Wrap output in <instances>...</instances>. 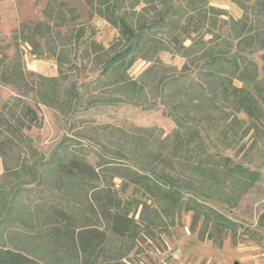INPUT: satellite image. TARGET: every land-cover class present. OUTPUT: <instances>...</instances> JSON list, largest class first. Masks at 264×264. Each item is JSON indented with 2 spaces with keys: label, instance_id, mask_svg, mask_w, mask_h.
<instances>
[{
  "label": "trees",
  "instance_id": "obj_1",
  "mask_svg": "<svg viewBox=\"0 0 264 264\" xmlns=\"http://www.w3.org/2000/svg\"><path fill=\"white\" fill-rule=\"evenodd\" d=\"M109 1L98 0L95 12L118 32L108 47L84 40V28L64 33L67 16L50 8L49 22L22 25L15 58L2 62L0 82L18 95L0 108V264H136L132 255L169 235L183 214H192L190 231L202 241L221 246L235 232L208 201L223 203L228 188L256 178L224 151L264 139V0H232L239 18L211 0ZM20 43L31 55L56 56L60 76L27 71ZM165 52L184 59L181 70L160 60ZM77 53L100 74L62 93ZM139 60L151 64L135 79ZM29 96L68 116L121 103L162 106L175 129L162 137L153 127L106 124L96 131L102 138L64 136L47 157L25 132L39 120Z\"/></svg>",
  "mask_w": 264,
  "mask_h": 264
},
{
  "label": "rangeland",
  "instance_id": "obj_2",
  "mask_svg": "<svg viewBox=\"0 0 264 264\" xmlns=\"http://www.w3.org/2000/svg\"><path fill=\"white\" fill-rule=\"evenodd\" d=\"M110 1L114 4L117 2ZM211 5L227 10L234 18L242 15V10L232 0H211ZM97 6L98 0H0V71L2 62L8 63L15 58L18 44L14 37L17 31L22 25L32 26L38 22H49L46 11L50 8L54 10L55 15L67 16L68 28L62 29L64 33L73 30L74 27L84 28L86 30L84 40L91 37L108 47L118 36V32L95 13ZM20 48L27 71L44 77L60 76L56 56L49 52L31 55V47L21 43ZM83 48L85 44L80 46L79 51ZM77 54L76 58L74 54L71 56L72 59L75 58L77 65L73 71L65 65L62 93L70 89L72 83L88 82L100 74L93 60L83 61L80 53ZM260 55H252L251 58L262 68ZM160 60L178 70H181L184 64V59L179 56L173 57L166 52L161 54ZM150 64L137 61L130 71V76L135 79L140 77ZM190 74L194 75L195 72ZM65 77L67 79H64ZM149 82L156 84L157 77L149 78ZM92 94L104 96L103 92L85 94L84 104L88 103ZM17 95L18 92L12 86H4L0 82V108L8 99ZM149 96L153 97L152 94ZM26 100L39 115V120L27 126L25 132L47 157L64 136H74L88 131L87 133L95 137L100 134L102 138L104 130H100L98 134L96 131L106 124L121 126L126 130L153 127L157 130L156 134L162 137L171 134L175 129V124L162 106L145 109L121 103L118 106H107L102 110L92 107L85 110L80 108L76 115L68 116L38 103L35 96H29ZM240 118L246 120L242 114ZM258 124L263 128L264 120ZM252 139L251 137L243 141L234 151L225 150L224 154L230 156L235 164L240 163L251 170L256 178L250 181L239 177L243 182L234 189L228 188L226 194H222L223 203L208 201L212 208L232 222L235 234L233 232L225 234L221 246L211 240L202 241L190 231L192 214H183L179 225L172 228L169 235L163 236L158 242L143 244L141 252L132 255L131 258L136 264H264V227L262 228L259 222L264 215V139L250 148ZM92 150L95 151V147L89 151ZM96 160V155L92 153L91 163ZM3 173V162L0 159V175ZM115 183L122 184L120 180Z\"/></svg>",
  "mask_w": 264,
  "mask_h": 264
}]
</instances>
